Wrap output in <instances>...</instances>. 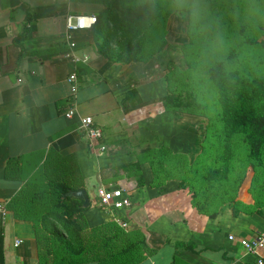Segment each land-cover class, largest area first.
<instances>
[{"label":"crops","instance_id":"1","mask_svg":"<svg viewBox=\"0 0 264 264\" xmlns=\"http://www.w3.org/2000/svg\"><path fill=\"white\" fill-rule=\"evenodd\" d=\"M105 9L106 0H0V203L8 211L0 224V264L70 263L56 239L66 236L47 217L50 194L59 185L88 194L86 260L80 264H98L94 229L110 222L128 224L120 243L142 240L135 264H231L242 254L241 239L264 234V204L252 206L264 203V194L256 198L250 191L234 205L220 191L202 195L190 184L195 164L207 165L209 121L196 112L165 109L170 55L156 52L160 35L142 61L122 65L99 51L97 22L70 33L75 54L88 61L72 66L63 58L66 19L98 18ZM72 71L76 110L101 128L107 148L102 155L88 150L77 118L63 116L72 100ZM101 186L123 190L131 207H100Z\"/></svg>","mask_w":264,"mask_h":264},{"label":"trees","instance_id":"2","mask_svg":"<svg viewBox=\"0 0 264 264\" xmlns=\"http://www.w3.org/2000/svg\"><path fill=\"white\" fill-rule=\"evenodd\" d=\"M168 17L164 0H106V9L97 18L95 28L98 36L95 37V43L101 54L115 63L127 65L140 62L144 59V52L153 45L154 35H160L161 38L158 27L165 24ZM104 25H110L112 29L105 30ZM240 35L242 40L235 48L223 60L214 62L208 69L209 82L218 95L219 113L215 122L209 120L205 139L209 150L210 146H215L212 141L217 139L213 162L222 164L220 169L208 172L204 178L205 187L194 185L198 168V163L195 164L190 184L196 191L202 192V195L208 193L217 196L219 189L214 191L211 183L217 181L219 184V181L227 180L232 164L231 143L237 137L245 147L246 162L252 171L250 190L257 195L256 198L264 194V181H260L261 177L264 179V77L246 75L239 64V52L243 47L256 46L264 49V41L256 42L246 38L243 29L240 30ZM161 46L159 44L156 52L161 50ZM237 64L239 65L235 67ZM163 105L167 111L174 113H200L201 110L199 104L191 100V94L183 99L180 95L169 92ZM219 148L223 149L221 155ZM69 192L71 190L64 185L56 187V193L50 194L52 208L47 217L55 223L54 228L66 236V239H56L66 253L69 264H80L86 260L87 251L88 237L83 229L86 209L80 200L66 196ZM222 193L224 195V191ZM197 196L198 194H194V197ZM230 202L237 205L239 201L234 198ZM263 204L256 200L251 205L258 208ZM233 215H237L235 209ZM124 231L115 222L94 229L95 262L137 263L141 258L143 242L128 240L120 243L127 238Z\"/></svg>","mask_w":264,"mask_h":264},{"label":"rangeland","instance_id":"3","mask_svg":"<svg viewBox=\"0 0 264 264\" xmlns=\"http://www.w3.org/2000/svg\"><path fill=\"white\" fill-rule=\"evenodd\" d=\"M164 3L169 17L158 27L163 39L159 52L167 50L170 55L166 64L169 92L183 99L191 94V100L201 108L199 115L215 122L219 113L218 95L209 82L208 69L214 62L223 60L242 40L241 29L246 38L264 41V0H164ZM239 64L246 75L264 77V49L243 47ZM212 142L215 146H210L206 167L198 164L195 186L205 187L208 172L221 168L222 163L213 162L217 139ZM219 149L221 155L223 149ZM230 151L232 164L227 180L219 181L220 186L217 181L210 185L214 191H224L227 202L248 197L252 180L240 138L234 139Z\"/></svg>","mask_w":264,"mask_h":264},{"label":"built area","instance_id":"4","mask_svg":"<svg viewBox=\"0 0 264 264\" xmlns=\"http://www.w3.org/2000/svg\"><path fill=\"white\" fill-rule=\"evenodd\" d=\"M97 23L95 16H70L66 19L67 39L69 40L68 50L63 54V58L70 62L72 66H77L79 63H86L88 56H77L75 54L76 44L72 41L70 33L79 30L90 29ZM68 85L71 91L72 100L68 107L64 110L63 116L67 120L77 118V131L82 135L88 150L93 154L102 155L107 148L103 144V132L101 128L93 122L90 117L79 116L74 99L78 90L77 74L72 71L67 78ZM96 196L100 207L105 209H112L115 211L126 210L131 207V199L123 190L114 186H101L96 190ZM8 215L6 206L0 203V224H2ZM122 228H127L126 222L119 223ZM230 241H235L236 238L232 235L228 237ZM242 249L240 257L232 260L231 264H245L243 258L247 256H256L255 264H264V234H260L252 239H241L239 241Z\"/></svg>","mask_w":264,"mask_h":264},{"label":"water","instance_id":"5","mask_svg":"<svg viewBox=\"0 0 264 264\" xmlns=\"http://www.w3.org/2000/svg\"><path fill=\"white\" fill-rule=\"evenodd\" d=\"M66 196L73 197L75 199L83 201V208L87 209L89 207V198L86 190H79L76 192H69Z\"/></svg>","mask_w":264,"mask_h":264}]
</instances>
